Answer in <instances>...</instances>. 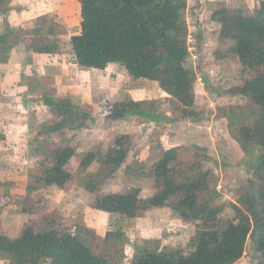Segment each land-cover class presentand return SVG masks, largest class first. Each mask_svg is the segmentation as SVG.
I'll use <instances>...</instances> for the list:
<instances>
[{"label": "trees", "instance_id": "trees-1", "mask_svg": "<svg viewBox=\"0 0 264 264\" xmlns=\"http://www.w3.org/2000/svg\"><path fill=\"white\" fill-rule=\"evenodd\" d=\"M77 1L79 29L69 38L75 62L98 69L119 63L129 76L155 80L190 118L196 71L185 64L189 54L187 1ZM8 2L0 0L1 13L9 9ZM209 18L215 24L217 36L231 41L228 49L237 57L242 72L245 69L256 71L254 76L230 89L231 93L248 97L255 107L251 124L238 123L234 128V138L246 155L242 163L251 175L240 202L233 204L232 217L221 222L219 215L223 207L200 199L208 184L209 168L197 166L182 180L174 175L173 164L178 158L179 145L160 147L157 158L146 170L144 162H137V168L123 164L131 147L126 132L117 134L105 150L90 148L78 159L75 157L78 145L73 138L55 141L49 147L44 141L36 144L40 148H36L37 158L27 173L24 185L27 193L48 185L68 188L76 179L73 169L77 170L78 178L96 165L81 184L94 192L123 165L125 175L130 174L134 179L146 175L154 179L155 185L149 195L141 198V188L134 185L126 190L95 195L92 207L135 217L148 207L168 206L184 220L200 221L186 250L182 247L157 248L146 241L133 245L135 252L128 264H232L243 254L248 238L257 253L255 264H264V0H257L250 10L241 5H222L210 11ZM44 26V23L29 29L5 26L0 32V61L5 60L11 48L22 42L27 34L47 39L55 33L53 26L46 25V31ZM56 44L44 40L30 47L37 52H53ZM39 100L54 115L52 122L42 127L45 138L54 134L64 138L67 129L80 131L95 121L91 112L70 96L43 90ZM99 106V115L107 120L138 116L158 122L164 118L150 100L127 97L113 102L105 100ZM231 116L236 120L240 118L233 112ZM175 194H179V198L170 201ZM81 228L87 229L85 232L94 231L79 221L65 229L41 227L26 221L16 235L0 230V259L8 264H122L124 245L129 240L124 238L121 229H109L101 237L111 251L106 254L86 242Z\"/></svg>", "mask_w": 264, "mask_h": 264}, {"label": "rangeland", "instance_id": "rangeland-1", "mask_svg": "<svg viewBox=\"0 0 264 264\" xmlns=\"http://www.w3.org/2000/svg\"><path fill=\"white\" fill-rule=\"evenodd\" d=\"M9 1L17 2L16 4L19 5L20 8L26 3V0ZM59 1L60 8H57L56 11L45 12L43 15L40 14L34 23L35 26L44 23V31H46V25H51L54 27L55 33L49 35V39L27 34L25 36L26 38L23 39L20 45L29 47L31 44L40 43L44 40L52 43H55L56 41L58 42L59 40V43L56 44L58 48L61 46H68V49L70 48L69 38L71 34L77 32L79 29L78 22L80 19H78V7L76 6L75 9L73 5L66 3V0H46L49 4L54 2L59 3ZM244 7L247 10H250L251 5L245 4ZM39 8H41V6ZM185 15L187 26H192V23L196 24L194 20H190V16H187V11ZM210 27H212V25ZM214 28L209 32L201 31L200 35H196L195 43L198 44V52H201V54L199 55L200 63L195 70V100L193 115H190V118L185 116L180 108V105L170 97L165 100H161L159 98L151 101L154 102L156 112H163L162 110L163 108L166 109L165 107H168L173 111L171 116L175 120L172 124L175 126V137H172L170 142L179 144L180 146L178 149V158L173 164L174 175L179 178V180H182L185 179L186 176L192 174L193 171L197 169V166L209 168L211 173L207 181L208 184L200 194V199L201 201L208 202L211 205H221L223 207L219 215V219L222 222L234 215L233 204H238L240 202L239 198L244 193V188L247 185V178L251 175V173L246 170L245 164L242 163L245 159L244 156L246 155H244L233 134L235 125L237 126L238 123L251 124L254 118V115L251 113L255 107L248 97L231 93L230 89L235 85L241 84L245 78L254 76L256 71L252 69H245V71L242 72V66L237 57L228 49L231 45V41L228 39H220L216 33L217 29L215 30ZM185 64L187 66L189 65L188 63ZM199 76L200 80H198ZM100 83L106 84V82ZM146 86L149 93L154 91L152 86ZM83 87L88 90L90 85L88 86L85 84ZM86 92L88 94V91ZM41 93H39V95H32V98L40 99ZM51 93L54 94L55 90L53 89ZM67 96L72 97V100L79 103L81 107L89 110L90 112L93 108H96L99 111V103H103L105 100L111 102L116 101L114 100V97L111 99L110 97H106L107 95H104L100 97L99 103H96L94 106L92 103L94 100L98 99L96 97L92 98L91 96L86 100V96L83 95L81 99L78 98L79 96ZM33 101L34 100L32 99L31 102L28 101V103H33V105H37L38 108L34 110L35 115H31L30 112L27 119H24L25 117L17 116V113H15L17 112V108H21L16 105H23V102H16L17 104L11 103L12 106L10 105V107L7 105H0V113L4 112V117H1L4 119L3 122L8 124L7 121L12 120L11 124H15V126L11 128L15 129L21 128V122L25 121L24 128L26 130L24 132V129H22V131L18 130L16 134H10L13 131H10L8 128L6 129L5 127H0V230L7 232L10 235H15L19 231L21 225H23L22 223H24L22 221H25L24 217L27 216V221H32L34 224L40 225L41 227L52 226L59 229H65L78 222L79 219H81L82 214L81 212L76 211L71 212L69 214L70 217L65 215L62 216L55 208H52L54 214H48L50 212L43 210L41 205H36L37 201L45 202L46 200L43 197L42 200H39V196H36V190L27 193L24 189L25 181H27V177H24L28 173L30 164H32L34 159L37 158L36 154H38V151H36V148H40V145L38 146L36 144H41L40 142L44 141V145L49 147L52 146L55 141H65L69 138L72 139L74 136L73 133L77 134L76 130L72 131L67 129V135L66 137L64 136V138L59 137L56 134H54L53 137L45 138L41 133L42 127L46 124H50L54 119V115L50 110H46V106ZM14 105L15 107L13 109ZM231 112L236 113L237 116L240 117L239 120L234 119L231 116ZM173 118H171V121H173ZM93 124H91V126ZM112 125L113 128L111 126L105 128V131L110 129L109 134L106 132L102 133V128H99V126L95 129L94 132L97 134L99 132V134L97 135V139L90 138V142L92 144L96 141L95 146L96 148L98 147L97 149L95 148L96 150H105L108 147L109 142L117 135L115 133L119 132L118 135H121L120 133H124V131H126L124 128L119 127L121 125L118 123ZM87 126L89 125L87 124L84 127ZM167 128L168 124L163 120L156 123H149L148 121H145V118H142L136 123L133 122L130 126H128L126 128V133H128L130 144L140 146L139 144L142 145L145 143L149 146V148L155 147L158 149L160 147V141L166 144V139L163 140L162 138H167L169 134L170 136L172 134L171 130L173 129L171 128V130H167ZM82 136L83 138L79 137L73 139L74 141H77L78 145L75 156L76 159H78V157L85 152H81L83 150L84 141L87 140L86 142H88V137L84 140V135ZM144 156H150V153ZM38 158H40V156ZM126 162L127 161L123 164H127ZM131 162H133V160ZM136 163L137 161L133 162L129 166L137 168L135 165L138 164ZM149 165L150 162L146 163V170H148ZM94 166L95 165H93L91 169L88 168L85 173H82L78 178L77 170L73 169L76 179L80 180V184H83L82 181H84L83 178L86 174H92L94 170L92 168ZM141 177H145L146 180L145 183H140L138 181V184H141L140 187H143V185H151L154 187L155 182L152 177L145 175L140 176L139 178ZM118 179L120 180L119 184L116 183ZM133 179L134 178L131 177L130 174H124V167L122 165L117 173L110 177V180H108L107 184L109 185L99 187L98 190L102 189L101 191L106 192L107 190L113 188L116 189V186L118 187L119 185L128 184V181ZM133 184H135L134 181ZM218 185H220V188ZM124 186L125 185H123L122 188L125 190L131 187L127 185L125 187ZM122 188L120 187V189ZM111 191L113 192V190ZM142 194H144L143 190H141L140 196ZM179 196V194H175L169 200L175 201L176 198H179ZM141 198H143V196H141ZM30 206H33L34 209H31ZM168 208L169 209L161 215L165 217L174 216L172 217L173 219L169 220L170 222L167 223L169 225L166 227L160 225L159 223L158 227L153 229L152 232L150 231L148 234H143L144 239H142V233L144 232L140 233L141 231L132 235V239H130L127 235V231L131 228L130 220L133 217H127L124 214L116 212H113V215L108 217H102L100 219L96 217L95 220L98 222V230L94 229V231H92L89 229V231L85 232L87 229L81 228L83 232H78L82 233L86 242L93 248L101 250L106 254L111 251H109L108 245L105 244L106 242H103V238L101 239L103 235L99 234V232H101L99 227H102L103 230L106 229V231L116 228L121 229L124 234V238H128L132 241L136 238L135 242H138V245L147 241V244L150 246H156L157 248L182 247L186 250L187 245L191 242L190 240L193 236L194 229L197 226H200V221L189 219L184 220L170 207ZM78 213L80 216H78ZM18 214L20 216H17ZM46 214L49 216H46ZM75 218L78 221H74ZM13 219L15 221H13ZM115 220H117L116 223ZM130 232L131 230L128 231V233ZM164 232L167 233L165 234ZM126 245L127 243L124 245L125 257L122 260V264H128L132 257V255H130V251L127 250L128 247H126ZM256 257L257 253L254 250L253 242L250 238H248L243 254L232 264H255Z\"/></svg>", "mask_w": 264, "mask_h": 264}, {"label": "crops", "instance_id": "crops-1", "mask_svg": "<svg viewBox=\"0 0 264 264\" xmlns=\"http://www.w3.org/2000/svg\"><path fill=\"white\" fill-rule=\"evenodd\" d=\"M15 1H20V0H15ZM186 1H187V9H186L187 16H190V20H194L196 22V24L200 27L201 31L209 32L211 29L215 27V24H213V22L210 21L208 15L210 11L222 5L233 7L238 5L245 6V4L247 5L250 4L251 5L250 9H251L257 0H186ZM8 3H9V9L7 10V12L5 13L0 12V32H2L5 26L7 25L14 27H22V28L27 27V29L31 27H35L34 23L40 14L43 15L45 14V12L56 11L57 8H60V1L59 3L54 2L52 4H49V2L48 3L46 2V0H28V1L26 0L25 3L26 5L24 4L23 7L21 8L19 7V5L16 4L17 2L9 1ZM66 3L73 5L75 9L76 6L78 7V17H79L78 19H80L79 16L80 7L78 1L66 0ZM40 6L41 8H39ZM194 24L195 23H192V25ZM211 25L212 27H210ZM21 43L22 42L14 45L9 51V53H7L5 60L0 61V103H1L0 105H7L8 107H10V105L12 106L11 103L14 104L16 102H23L22 103L23 105H19L16 103L17 104L16 106H20L21 108L20 109L17 108V112L15 113H17V116L25 117L24 119L28 118V114H30V112L31 115H35L34 110L38 108L37 105L34 106L33 103H28V101L31 102V100L33 99L35 103L37 102L40 103V105H42L39 98L38 99L32 98V95H39V93H41V91L43 90L53 91L54 89L57 95H61V96L71 95L75 97L79 96L78 97L79 99H81L83 95L86 96L85 98L86 100L91 96L92 98L96 97L98 99L94 100V102L92 103L94 106L96 105V103H99L100 97L104 95L105 96L107 95L106 97H110L111 99L114 97V100L116 101L123 100L127 97H130L131 99L134 100H150V101L151 100L154 101L159 98L161 100H165L170 97L165 91H163L159 87L157 81L149 80L146 78H134L132 76H129L124 66L119 63L108 64L103 69H98L94 67H83L80 66L77 62H75L72 56L71 47L68 49V46L66 47L61 46L62 48L57 47V49L53 52H37L33 50L30 46L25 47L24 45H20ZM56 43L58 44L59 40L58 42L56 41ZM100 82H106V84H102ZM85 84H87L88 86L90 85V88L88 90H86L87 88L85 89L83 87ZM146 85L152 86L154 88V91L149 93V90ZM86 91H88V94ZM14 107L15 105L13 106V109ZM165 108L166 109L163 108L162 110L163 112H159L164 116V118L162 117L161 120L167 122L168 124L167 130H171V128L173 130H171L172 131L171 136L169 134L167 138H162L163 140L166 139L165 140L166 144L160 141V147H164V148L170 147L172 145H179L170 142L171 141L170 139H172V137H175L174 134L175 126L172 125L175 120L171 116L173 111L168 107ZM46 110L49 109L47 108ZM91 114L95 118V121L93 122L94 124L89 123L88 124L89 126L84 127L80 131H77V134L73 133L74 135L73 139L79 137L83 138L82 135H84V140H86V138L88 137L87 138L88 142H86L87 140L84 141L83 150L81 152L87 151L90 148H94V149L96 148L95 146L96 141H94L91 144L90 138L97 139V135L99 134V132L97 134L94 131L98 126L99 128H102L101 129L102 133L106 132L107 134H109L110 129H107L105 131V128H107L108 126H111L113 128L112 124L118 123L121 125L119 127L124 128L127 131L126 128L128 126H130L133 122L136 123L137 121L142 119L139 118L138 116H129L122 119L107 120L99 115V111L96 108L91 109ZM1 117H4V112L0 113V127H5L6 129L8 128L10 131H13L10 134H16L18 130L22 131V129H24V132L26 131L24 128L25 121L21 122V128L12 129L11 127L15 126V124H11L12 120L7 121L8 124H6L5 122H3L4 119H2ZM171 118H173V121H171ZM145 121L147 120L145 119ZM148 122L151 123L155 121H148ZM91 124L93 125L91 126ZM135 125L138 126L137 124ZM126 131H124V133ZM118 133L119 132L115 134ZM139 145L140 146L131 144L128 155L125 159L128 165L132 164L135 161L144 162V163L150 162L151 164L157 158L158 150L160 147L158 149H156L155 147L149 148V146L145 143ZM149 153L150 156H144ZM131 159L133 160V162H131L132 161ZM92 169L95 170L96 165ZM26 177L27 175L24 178ZM108 180H110V178L104 181L100 185V187L109 185L107 184ZM145 180H146L145 177H141V178L138 177L136 179L128 181V184H123V185L125 186L135 185L140 187L141 184H138V181L140 183H145ZM119 181L120 180L118 179L116 183L119 184ZM133 181L135 182V184H133ZM123 185H119L118 187L116 186L115 187L116 189L113 188L107 190L106 192H110L111 190L113 191L125 190L124 188H122ZM120 187L122 189H120ZM140 188L141 190H143L144 193L141 196H143V198H146L149 195L150 191L153 189V186L143 185V187ZM101 190L90 192L86 190L78 182V180H75L73 184L68 188H62L57 185H48L37 189L36 196H39L38 199L42 200L43 197L46 201L45 202L37 201V203L34 201L33 202L36 203V205H41L43 210L50 212L48 214H54L52 208L57 209L60 215L62 216L65 215L67 217H70L69 214L71 212H76V211L81 212L82 214H81V219H79V222L86 225L89 228H92L93 230L94 229L98 230V222H96L95 220L96 217L100 219L102 217L104 218L113 215V213L111 212L94 208L91 205L95 195L104 193V191ZM30 208L34 209L33 206H30ZM168 209H169L168 206L148 207L144 211H141V214L139 213L135 217L131 218L130 220L131 228L129 229L131 230V232L128 233L129 230L127 231L128 237L132 239L131 238L132 235L141 231L140 233L144 232L142 233V239H144L143 234H148V232L150 231L152 232L153 229H156L158 227L159 223L160 225L167 227L169 225L167 223H169L170 222L169 220H172L173 219L172 217L174 216L165 217L161 214L165 213L166 210ZM48 214H46V216H49ZM17 216L20 215L18 214ZM78 216H80L79 213ZM24 220L27 221L28 216L24 217ZM13 221L15 220L13 219ZM25 221H22L24 222L22 223L23 225L25 224ZM74 221H78V220H76L75 218ZM116 221L117 220H115V223ZM23 225H21L19 231L16 234H18L21 231ZM99 228L101 229V232H99V234L104 235L106 229L103 230L102 227ZM164 233L166 234L167 232ZM130 239H128L129 242L127 243L126 247H128L127 250L130 251V255H133L135 252L133 245L137 244L138 242H135L136 238L134 241ZM0 264H8V262L3 259H0Z\"/></svg>", "mask_w": 264, "mask_h": 264}, {"label": "built area", "instance_id": "built-area-1", "mask_svg": "<svg viewBox=\"0 0 264 264\" xmlns=\"http://www.w3.org/2000/svg\"><path fill=\"white\" fill-rule=\"evenodd\" d=\"M190 30V31H189ZM187 37H186V43H187V50H188V57L185 60V63H188L190 67L194 68L196 70L197 65L200 63L199 55L201 52H198L197 43L196 41V35L201 34L200 27L197 24H194L192 26H187ZM198 62V63H197ZM198 80H200V76L198 77ZM220 188V185H218Z\"/></svg>", "mask_w": 264, "mask_h": 264}]
</instances>
